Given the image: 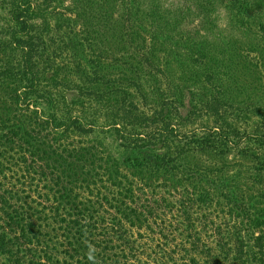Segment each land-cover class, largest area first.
Returning <instances> with one entry per match:
<instances>
[{
	"label": "trees",
	"instance_id": "16d2710c",
	"mask_svg": "<svg viewBox=\"0 0 264 264\" xmlns=\"http://www.w3.org/2000/svg\"><path fill=\"white\" fill-rule=\"evenodd\" d=\"M119 1L76 31L50 0H6L0 264H264V105L227 96L209 40L223 15L264 34V0ZM176 34L192 47L159 63ZM187 66L203 81L178 82Z\"/></svg>",
	"mask_w": 264,
	"mask_h": 264
},
{
	"label": "rangeland",
	"instance_id": "374dc122",
	"mask_svg": "<svg viewBox=\"0 0 264 264\" xmlns=\"http://www.w3.org/2000/svg\"><path fill=\"white\" fill-rule=\"evenodd\" d=\"M36 6L45 7L44 0H32ZM143 4H146L149 0H142ZM166 2L168 0H162ZM171 1V0H169ZM179 2V1H178ZM6 0H0V16H4V9ZM50 4L52 8H54V12L52 14L51 23L56 25L61 22V18L63 15L68 16L73 20L76 16V31L80 30L83 25L89 27V25H93L98 21H103L105 19L116 20L120 17V1L119 0H50ZM264 12V5L262 6ZM224 13L222 12V15ZM262 17L264 14H261ZM222 18L219 19L218 27L216 28L215 36H209V40L211 38L217 36L218 32L224 33L225 38L221 40L219 43L214 45L221 46L223 48L224 61L227 56H230L233 61V64H224L226 65L227 77L228 79L230 75V82H228V86L225 87V91L227 96L233 101V103L237 105H246L250 103H260L264 105V62H261L262 67H258L257 60L264 61V34L258 32L257 28H252L248 26H244L240 28L238 25L233 26V29L229 30L226 25V21ZM249 25V24H248ZM59 26V25H58ZM250 29V31H249ZM109 36V35H108ZM211 37V38H210ZM178 41L179 45L181 44L182 49L184 47H192L191 43H184L181 37L175 35V40L171 43H166V45H160L157 47L156 45V55L159 57V63H163L164 57L166 56L167 51L170 46L174 45ZM181 41V42H180ZM100 44V48L105 51V55L111 54V51H115L117 46V41H110L108 44L103 41L98 42ZM99 46V45H98ZM234 49V54L231 53V50ZM246 50L251 51V56H254L256 59L252 60L251 56L246 55ZM261 51V52H260ZM183 55V53H189L188 51L179 52ZM222 53V52H221ZM249 53V52H248ZM1 57V55H0ZM251 57V58H250ZM226 62V61H225ZM254 66V67H252ZM168 71V67H165ZM258 69L261 71V74H257ZM175 71V78H177L178 82H184L191 84L193 81H198L201 79L203 81L204 70L202 67H179ZM262 77V79H261ZM182 80H181V79ZM260 78L261 80H258ZM227 83V81H225ZM192 85V84H191ZM201 88L198 86L197 90ZM201 92V91H200ZM252 120V119H251ZM229 164H231L229 162ZM231 167V166H230Z\"/></svg>",
	"mask_w": 264,
	"mask_h": 264
}]
</instances>
